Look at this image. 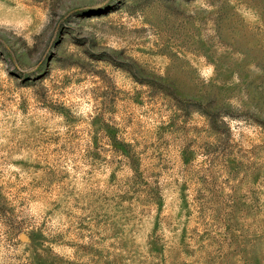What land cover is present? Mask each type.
Returning a JSON list of instances; mask_svg holds the SVG:
<instances>
[{
	"label": "rangeland",
	"instance_id": "1",
	"mask_svg": "<svg viewBox=\"0 0 264 264\" xmlns=\"http://www.w3.org/2000/svg\"><path fill=\"white\" fill-rule=\"evenodd\" d=\"M0 264H264V0H0Z\"/></svg>",
	"mask_w": 264,
	"mask_h": 264
}]
</instances>
